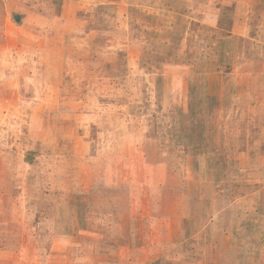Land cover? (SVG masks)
I'll list each match as a JSON object with an SVG mask.
<instances>
[{"label": "rangeland", "instance_id": "374dc122", "mask_svg": "<svg viewBox=\"0 0 264 264\" xmlns=\"http://www.w3.org/2000/svg\"><path fill=\"white\" fill-rule=\"evenodd\" d=\"M151 249L264 264V0H0V264Z\"/></svg>", "mask_w": 264, "mask_h": 264}, {"label": "crops", "instance_id": "0c3cea01", "mask_svg": "<svg viewBox=\"0 0 264 264\" xmlns=\"http://www.w3.org/2000/svg\"><path fill=\"white\" fill-rule=\"evenodd\" d=\"M260 1V0H259ZM257 3H258V1H257ZM251 8H254V5L252 4L251 6H250ZM250 7L249 6H244L243 7V11H245L247 14L246 15H250L251 16V14H250ZM249 8V9H248ZM148 254L150 255L149 257H147V263H145V264H151L152 262H149L151 259H154L155 258V250H150L149 252H148Z\"/></svg>", "mask_w": 264, "mask_h": 264}]
</instances>
